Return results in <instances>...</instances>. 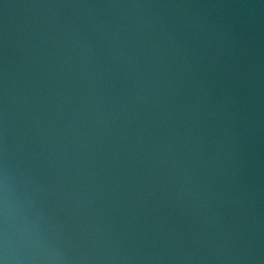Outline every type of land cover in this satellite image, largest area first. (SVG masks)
<instances>
[{"label": "water", "instance_id": "1", "mask_svg": "<svg viewBox=\"0 0 264 264\" xmlns=\"http://www.w3.org/2000/svg\"><path fill=\"white\" fill-rule=\"evenodd\" d=\"M0 264H264V0H0Z\"/></svg>", "mask_w": 264, "mask_h": 264}]
</instances>
